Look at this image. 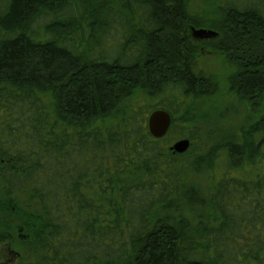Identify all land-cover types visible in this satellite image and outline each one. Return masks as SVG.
I'll use <instances>...</instances> for the list:
<instances>
[{
    "label": "trees",
    "instance_id": "obj_1",
    "mask_svg": "<svg viewBox=\"0 0 264 264\" xmlns=\"http://www.w3.org/2000/svg\"><path fill=\"white\" fill-rule=\"evenodd\" d=\"M97 3L0 0V244L17 229L35 248L0 264H264V121L199 160L222 174L194 228L167 142L213 90L190 24L218 34L237 99L263 98L264 0H222L218 24L203 0Z\"/></svg>",
    "mask_w": 264,
    "mask_h": 264
},
{
    "label": "rangeland",
    "instance_id": "obj_2",
    "mask_svg": "<svg viewBox=\"0 0 264 264\" xmlns=\"http://www.w3.org/2000/svg\"><path fill=\"white\" fill-rule=\"evenodd\" d=\"M118 1L97 0V4L100 8H105L110 5L115 6ZM203 1V7L202 4H200V7H202L201 10L205 21H209L211 24H218L221 21L220 8L222 0ZM227 5L229 4L224 3V6ZM187 29L191 42L197 48V55L201 62L200 67L212 78L213 82L211 94L198 102L193 113L191 120L193 122L192 136L189 138L191 146L189 150L183 154L174 153L177 155L189 183L187 184L186 194L180 204L181 212L192 228H194L201 219L204 220L206 218L205 212L209 208L207 197H209L215 184L221 180L222 174L219 170H209L205 163H200L199 160L205 158L207 153L217 146L221 147L235 138L238 139L242 129L264 121V96L261 100L253 103L238 100L231 89V78L235 76V70L229 64L225 54L215 49L214 45L217 38L197 40L193 36L194 30H215L204 28V25L202 28H198L193 24H190ZM169 105L174 106L175 104L171 103ZM180 116L181 113L178 117ZM118 122L119 120L107 122L105 126L109 127ZM181 140L183 139H170L167 142L172 147ZM193 144H195L194 149H192ZM2 196V187H0V199ZM4 219L6 225L10 226L12 224L11 218L9 221L5 217ZM4 219L0 215V228L1 224L5 223ZM12 234L10 242L0 244V263H15L22 259L34 258V246L22 244L19 230L16 229Z\"/></svg>",
    "mask_w": 264,
    "mask_h": 264
},
{
    "label": "water",
    "instance_id": "obj_3",
    "mask_svg": "<svg viewBox=\"0 0 264 264\" xmlns=\"http://www.w3.org/2000/svg\"><path fill=\"white\" fill-rule=\"evenodd\" d=\"M194 38L199 40H208L217 38L218 34L208 30H194ZM172 124V116L165 110H157L153 112L147 121L148 131L154 139H163L169 132ZM191 142L183 139L175 143L171 150L174 153L183 154L189 150Z\"/></svg>",
    "mask_w": 264,
    "mask_h": 264
}]
</instances>
